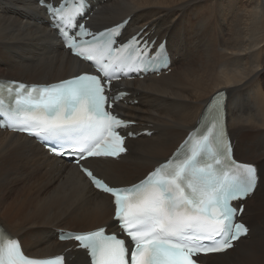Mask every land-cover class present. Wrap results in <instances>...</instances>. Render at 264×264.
<instances>
[{
	"label": "bare ground",
	"instance_id": "1",
	"mask_svg": "<svg viewBox=\"0 0 264 264\" xmlns=\"http://www.w3.org/2000/svg\"><path fill=\"white\" fill-rule=\"evenodd\" d=\"M92 1L98 9L91 25L102 28L132 15L128 35L149 25L153 37L168 38L172 57L168 74L119 84L132 97L116 111L138 121L135 130L155 133L128 140L129 153L120 160L91 162L95 173L113 184L135 183L168 158L220 90L228 93L234 157L264 169V0ZM0 65V78L29 83L55 82L88 67L64 49L37 0H0ZM112 215L110 197L76 165L0 128V222L27 254H58L71 246L58 240L60 232L112 225ZM241 218L250 228L247 237L226 253L202 257L205 264H264V185L247 198ZM73 254L74 264H88L85 252Z\"/></svg>",
	"mask_w": 264,
	"mask_h": 264
},
{
	"label": "snow or ice",
	"instance_id": "2",
	"mask_svg": "<svg viewBox=\"0 0 264 264\" xmlns=\"http://www.w3.org/2000/svg\"><path fill=\"white\" fill-rule=\"evenodd\" d=\"M37 3L50 14L64 46L91 62L96 74L43 85L0 83V113L8 119L5 126L36 138L55 156L72 157L91 184L110 197L112 219L119 225V234L101 226L60 238L75 241L73 249L83 250L88 264H201L202 257L233 249L249 233L238 222L244 209L236 202L264 185V169L233 158L219 103L201 130L143 179L113 184L85 166L128 151L125 139L133 133L124 130L134 122L114 109L128 93H113V81L147 72L156 63L166 67V43L141 39V29L117 44L120 24L92 32L80 22L85 0ZM28 251L0 228V264H74L71 255L44 258Z\"/></svg>",
	"mask_w": 264,
	"mask_h": 264
},
{
	"label": "rangeland",
	"instance_id": "3",
	"mask_svg": "<svg viewBox=\"0 0 264 264\" xmlns=\"http://www.w3.org/2000/svg\"><path fill=\"white\" fill-rule=\"evenodd\" d=\"M147 30H148V29H147ZM0 66H1V65H0ZM1 68H3V66H1ZM3 69H4V68H3ZM7 70H9V69H8V67H6V71H7ZM137 99H139V98L137 97ZM139 100H140V99H139ZM136 105H138V104H136ZM248 158H250V159H251V156H250V157H248Z\"/></svg>",
	"mask_w": 264,
	"mask_h": 264
}]
</instances>
